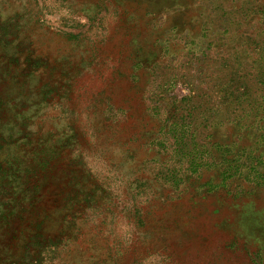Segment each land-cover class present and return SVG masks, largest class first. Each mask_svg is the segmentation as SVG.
Wrapping results in <instances>:
<instances>
[{
	"label": "rangeland",
	"instance_id": "1",
	"mask_svg": "<svg viewBox=\"0 0 264 264\" xmlns=\"http://www.w3.org/2000/svg\"><path fill=\"white\" fill-rule=\"evenodd\" d=\"M259 155L264 0H0V264H264Z\"/></svg>",
	"mask_w": 264,
	"mask_h": 264
},
{
	"label": "trees",
	"instance_id": "2",
	"mask_svg": "<svg viewBox=\"0 0 264 264\" xmlns=\"http://www.w3.org/2000/svg\"><path fill=\"white\" fill-rule=\"evenodd\" d=\"M177 134V133H176ZM178 137H176V140L179 138V134H177ZM180 138H182V136H180ZM242 150H246V149H243ZM228 151L227 149H225L224 147L221 148V155H220V158L222 160V164L224 165V170L220 173L222 174H225V172H227L229 169H231L232 166L235 165V169H237V167L239 166V164L236 162V158H234L233 160H230V159H227L226 156H225V152ZM263 155H259L258 157H256V160H255V164L254 165H257L260 163V159H263ZM189 163H190V167H192V171L194 172V165H196V163L198 162H195L193 161L191 158L189 159ZM203 163V162H202ZM253 165V166H254ZM4 175H6V178L9 177V174H7V171L4 172Z\"/></svg>",
	"mask_w": 264,
	"mask_h": 264
}]
</instances>
